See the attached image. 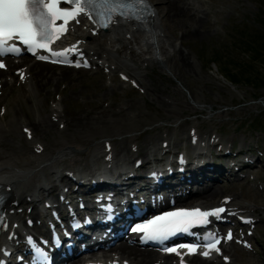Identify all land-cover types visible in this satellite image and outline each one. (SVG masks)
Wrapping results in <instances>:
<instances>
[{"label": "rangeland", "instance_id": "obj_1", "mask_svg": "<svg viewBox=\"0 0 264 264\" xmlns=\"http://www.w3.org/2000/svg\"><path fill=\"white\" fill-rule=\"evenodd\" d=\"M185 2H189L196 13L207 18L204 30L194 37L182 38L180 26L171 31L168 29L171 20L162 18L161 14L157 17L166 37L179 44L180 49L177 52L184 51L189 56L192 65L190 70L186 68L181 72L177 57H168L164 68L158 63L147 61L142 63L137 56L136 63L129 62L121 69L128 80L120 76L121 70L113 69L110 63H106L89 70L68 71L70 75L68 79L51 80L40 87L38 94L33 93L30 83L19 85L18 81H15L12 84L10 79L16 75L14 72L11 75L6 74V77L3 75L0 78V129H3V135H0V152L15 156L18 161L29 159L35 152L31 140L22 130L29 122L27 117L36 121L41 117L46 121L51 118V122H55L52 125L45 122L43 127L46 132L44 136L39 134L38 137L47 148L58 141L66 143L63 148L72 151L71 154L54 160L52 164L68 168L91 165L88 154L96 142L102 145L101 140L104 138H109L112 146L119 138L129 140L128 147L131 146L133 156L141 157L139 145L151 132V134L162 132L164 137L170 138L169 141H175L173 147L176 148H166V151L177 152L186 148L190 155L192 148L186 145L187 135L188 131L193 130L198 133L202 131L212 133L224 144L218 142L223 146L233 144L237 150H246L250 147L249 151L258 156V166L251 169L246 180L225 186L217 182L216 187L233 190L239 197L236 199L237 206L240 205L247 214L260 220L253 238L254 250L237 249L235 260L242 264H264V132L256 131L254 127L257 120H263L264 123V87L256 89L250 85L233 83L223 75L219 62L214 61L226 62L228 49L224 47L235 40L237 26L242 30L248 27L264 33L262 24L264 18L261 16L264 12V0H185ZM159 6V3L155 4L156 8ZM155 10L158 13L157 9ZM104 39L103 36L100 38L103 43ZM93 40L100 41L99 37ZM95 41H90L93 46H96ZM128 51L125 47L119 52L115 51V62ZM229 51L230 55L236 53L232 48ZM32 62L30 59L26 64L30 65ZM258 67L260 68L259 65ZM39 68L51 70L50 72L61 70L46 65ZM131 69L136 70L139 75L134 77ZM4 79L9 83L6 88L11 84L13 88L3 91ZM158 86L160 89L154 90ZM158 100L166 106H161ZM96 106L104 111L100 117ZM53 108H58L63 114L64 122H60L59 116L55 119L50 116ZM16 111L14 122L12 116ZM114 112L119 114L114 115ZM78 117L82 118L81 126L75 125ZM119 122L129 126L120 130L133 131L121 133L115 129ZM5 124H9L12 131H9ZM182 126L186 131L187 142L180 145L179 130ZM258 127L264 129V124ZM176 138L179 140L176 141ZM228 138L232 140L229 141ZM162 139L156 142L159 147L160 145L164 147ZM8 147H13L15 151H6ZM209 148L211 155L208 151L210 155L208 158L213 159L218 149L215 145H209ZM14 152L17 155H12ZM134 159L136 158H129V166L133 165ZM103 160L104 155L101 154L100 161ZM45 173L48 174V169ZM45 179L50 182L51 176L46 175ZM57 191L58 186L55 192Z\"/></svg>", "mask_w": 264, "mask_h": 264}, {"label": "bare ground", "instance_id": "obj_2", "mask_svg": "<svg viewBox=\"0 0 264 264\" xmlns=\"http://www.w3.org/2000/svg\"><path fill=\"white\" fill-rule=\"evenodd\" d=\"M154 1L156 3H159L160 6L157 8L155 7L158 13L155 12V14L150 17V20H148L145 23H140V24L127 23L124 21L118 22L111 29H109L107 33H104L103 31L102 32L100 31L98 33L99 40L102 36L105 38L103 40L104 43L101 40L100 41L93 40L94 38H93V35L91 34L90 27L94 28V26L93 25L89 26V24L87 23H84L82 26H85L86 28H88L89 33L87 32V30L83 29V27L82 28L76 27L74 28L72 33H70L68 37H66V41L67 42L69 41V43H71V42L77 41L78 39H81L85 43L86 41L88 43V40L90 39L92 40V42L94 41L97 42L95 43L96 46L89 47L88 55L90 56H94L95 54L100 55L101 58L103 57L104 63L108 62L110 64H115L117 70H121L122 68H125V66L129 62L136 63L135 59L137 56H139L138 60L141 59L142 63L145 61L149 63L150 62L158 63V64H161L163 67L165 66L164 68H166V60L168 57L170 58L177 57L180 61L181 72L183 69H186V68H189V70L192 69V65H190V62H189V56L184 51L177 52L178 49H180V47H178L179 44L177 42L171 41L170 37H166L164 29L162 28V25L159 22V19L157 16L158 14H161L162 18L171 20V24L168 26V29L171 31H174L176 27L180 26L182 30V35H181L182 38H185L187 36L194 37L195 35L199 34L201 31H203L204 26L207 23L206 16L196 13L194 11V8L191 7L190 3L185 2V0L184 1L154 0ZM88 44L90 45V42ZM116 47L118 48L115 50ZM123 47L127 48V50L129 51L126 52V54L121 56V58L115 62L114 52L115 51L119 52V50L121 51V48ZM90 50H94V52L91 54ZM9 62L16 63L17 61L9 60ZM18 63H21V67H24V65H26L25 61L24 62L18 61ZM43 65L61 68V70L60 72H57V71L50 72L51 70L45 71V69L39 68V66H43ZM9 66H12V64H10ZM22 70L23 71L25 70L27 73L28 72L32 73V70H34L33 73L26 78L25 82L30 81L29 85L31 87V90L33 91V93L38 94L40 87L45 85L47 82L51 80L68 79L70 77L68 71L77 70V69L66 67V66H56V65H51L48 63L33 61L29 66H27L26 69L22 68ZM78 70H82V69H78ZM10 71L11 70L9 69V72ZM5 72L6 70H0V78L3 77ZM130 72L134 77L139 75V73L134 69H131ZM7 84L9 85L8 81L5 80V83H4L5 87H3V91H6V90L8 91L9 88H13V85H12L13 83L11 84V86H9V88H6ZM159 89H160L159 86L154 88V90L156 91H158ZM159 100H158V103H160L161 106L163 107L166 106L164 105V103H162ZM96 109H97L98 117L102 116L104 111L99 106H96ZM113 114L118 115L119 113L117 114V112L116 113L114 112ZM16 116H17V111L13 112L12 120H14V122L16 120ZM50 116H52V118L54 119L57 116H59L61 119L60 122H64L62 119V117L64 116L59 111L58 108H53ZM27 120L29 121L28 124H25L23 127H25V129L28 128V131H29L28 134L31 137L30 143L35 147V152L30 155V158L18 161L15 156L6 155L3 151L0 152V186H1V190L5 194L8 195V200H9L7 201V207L9 210L8 213H9V216L12 218V221L10 224L14 222L20 223L23 217L21 214L17 215V213L16 214L13 213L14 208H16L14 206L16 201L19 202L20 206H21V203H24V202H29L30 203L29 205H32L34 203L35 207L32 213L38 216L39 208L37 207V202H39L41 199V193L48 192L49 195H52V193L55 191L56 188L54 187L57 186V184L49 185V183H47L45 179L46 175L50 176L49 173L48 174L45 173V171L47 170L46 168L50 170L51 174H54V175L57 174L58 178H61L60 181H62V183L65 182V179H66L64 178L66 174L65 173L66 169L68 171H73V173L76 175V171L72 170V168L70 169L65 168L61 172L58 166L52 164L54 160H57L58 158H61V157L65 158L69 156V154H71L72 151H70L69 149L63 148V146L66 143L64 141H60V142L58 141V142H55L54 145L50 146V148H47L43 140L39 139L38 137L39 134L40 135L42 134L41 136H44V133L46 132V129L43 127L44 124H46L45 122H48L47 125H52L54 121L51 122L52 120L51 118H48L46 121L44 117H41L39 121H36L35 119H31L29 117H27ZM82 124H83L82 118L78 117L77 120H75V125L81 126ZM5 125H6L5 127H7L9 131H12L10 130L11 126L9 124H5ZM23 127H22V130H23ZM110 127L112 128L111 124H110ZM128 127L129 126H127L125 123L119 122V124L117 125L115 129H118L119 131H121V133L133 131V129L132 130L129 129L127 131L120 130V129H125ZM152 130H155V129H152ZM9 133L11 134V132ZM185 133L186 131H184V126H182L181 129L179 130L180 145H183L185 142H187ZM150 134L146 135L145 140L142 141V143H140L139 145V153L141 152L142 154L140 158L139 157L137 158V156H133L134 152L131 151V146L128 147L129 140L123 137L119 138V140L116 141L115 144H113L112 148L109 151H107V147L111 145V142L109 141V139L106 138L105 141L102 142V145L101 143L99 144L98 142H96L95 146L89 152L88 158L92 162L93 166H95L96 164H100L99 157L102 153H104V156L111 155L113 163L116 160H118V162L123 164L125 167L126 165H128L129 158L131 157L136 158L134 159V164L138 159L142 160L143 161L142 167H145V165L148 162L156 164V162L159 161L161 158L160 153H162L161 145L159 147L158 145H156V142L159 139H162L164 135L162 132H160L159 134H157V132L156 133L153 132V134L151 135ZM0 135H3L2 128L0 129ZM24 135L27 136V133H24ZM187 136H188V143L186 145L189 147L191 146L192 149L194 146H196L197 139L201 140L200 143L203 142L205 145L210 144L209 143L210 141L212 142L217 141L216 137L212 133L209 134L205 131L204 132L202 131L200 133H198L196 130L188 131ZM19 137H22V136H19ZM228 139L229 141L232 140L231 138H228ZM169 140L170 138L164 137L161 140V143L164 144V141H167L168 145L166 146V148H170V147L171 149L176 148V147H173L175 141H172V140L169 141ZM177 140L179 139L176 138V141ZM152 142L154 144H151ZM38 148H43L42 152L39 154L36 153ZM7 150L15 151L13 147L12 148L8 147L6 151ZM12 155H17V153L14 152ZM186 155L188 156L187 151H186ZM187 156H185V158ZM173 159L176 161L175 157ZM200 160L201 158L198 159L199 162ZM44 163H47V165H45ZM110 163L111 162L105 161L101 164L103 166H100V168L94 169V171L92 172H88L89 173L88 176H90L89 178L90 179L95 178L96 180L99 181L101 179V176H104V175H102L101 173H97V172H104V170H108L106 171V173L114 172V170L117 167L114 166L110 168L108 166ZM90 168L91 166L89 165V169ZM199 169L201 170L200 173H197V170H194L191 172L194 180L196 179L202 180L198 177V175H202L205 173L204 171H207L206 169H204L203 166L200 167ZM123 174L129 175L130 173L128 171H125ZM68 181L69 180H67V183H69ZM133 181L134 179H132V177L130 176V180H129V183H131L130 187L133 186ZM219 195L221 197L218 200V203L213 204L212 203L213 200L219 197ZM223 195H225V193L222 189L213 186V187L207 188L199 196H197L193 201L189 202V204L199 205L203 207H213L220 203ZM26 196H31L32 201L31 202L27 201L25 199ZM229 196H231V194ZM237 198L239 197L236 196L235 194L234 199H237ZM232 200L233 198L231 199V201ZM40 229L41 227H38V226L33 227V230L35 231H38ZM234 248H235L234 243H231L229 247L223 252H226L225 255L232 256L233 254H235L232 252ZM115 250L117 251V254H121V252L122 253L126 252L123 258H125L124 260H128L131 264H177L176 262H173V260H171L172 256L160 257L156 253L146 251V250L144 251L137 247L127 248L125 245H121L117 247ZM118 251H121V252H118ZM156 258H162V259L158 261L159 259H156ZM114 260H116V258H113L112 261ZM112 261H110L109 264ZM193 262H195L196 264H225L222 261V259L219 257H216L215 260L214 259L201 260L199 257H195L194 259L191 260V264H193ZM125 263L123 262V260H121V262L119 261V264H125Z\"/></svg>", "mask_w": 264, "mask_h": 264}, {"label": "snow or ice", "instance_id": "obj_3", "mask_svg": "<svg viewBox=\"0 0 264 264\" xmlns=\"http://www.w3.org/2000/svg\"><path fill=\"white\" fill-rule=\"evenodd\" d=\"M62 4L70 6L61 7ZM86 8L91 11L85 13ZM134 9L136 11H133ZM141 10L154 15L150 10V0H0V57L5 53L21 51L15 43L6 46L14 41L27 46V50L34 55L38 50H46L54 58L64 57L70 51L80 52L79 41L71 48L62 51H53L51 45L66 37L71 21L80 23L81 14L87 15L93 24L99 23V27L109 29L113 24L123 20L129 22L142 20L143 17L136 14ZM58 21L62 23H57ZM93 34H96L95 31ZM38 58L49 59L46 55H38ZM53 62L57 60L54 59ZM84 63L87 66L86 60ZM76 66H80L79 62ZM3 67L5 64L0 59V68ZM25 132L28 133V130L25 129ZM225 212L226 209L223 207L210 211H202L200 208L177 209L139 224L132 231L143 233V238L148 240H167L176 233L187 232L192 227L205 225L210 222L209 217L219 216ZM5 226V223H0V227ZM227 238H232L231 231L227 234ZM220 243L219 239L211 237V242L203 246L207 250L201 254L207 257L209 250L215 249L219 252ZM183 247L190 254L195 253L198 248L195 244ZM166 251L172 253L177 249L169 247Z\"/></svg>", "mask_w": 264, "mask_h": 264}, {"label": "trees", "instance_id": "obj_4", "mask_svg": "<svg viewBox=\"0 0 264 264\" xmlns=\"http://www.w3.org/2000/svg\"><path fill=\"white\" fill-rule=\"evenodd\" d=\"M261 16L264 18V12ZM262 24L264 26V20H262ZM235 29L237 33L235 40L224 47L228 49L226 62L214 61L219 62L223 75L233 83L250 85L256 89L264 87V33L261 30L248 27L242 30L237 26ZM231 48L236 53L230 55ZM263 124V120H257L255 127L262 129L258 126Z\"/></svg>", "mask_w": 264, "mask_h": 264}]
</instances>
